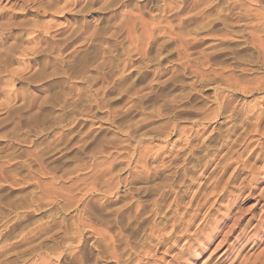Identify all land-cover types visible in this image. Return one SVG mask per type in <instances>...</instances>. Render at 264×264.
Instances as JSON below:
<instances>
[{
	"label": "rangeland",
	"instance_id": "374dc122",
	"mask_svg": "<svg viewBox=\"0 0 264 264\" xmlns=\"http://www.w3.org/2000/svg\"><path fill=\"white\" fill-rule=\"evenodd\" d=\"M263 221L264 0H0V264H263Z\"/></svg>",
	"mask_w": 264,
	"mask_h": 264
},
{
	"label": "clouds",
	"instance_id": "9594fccd",
	"mask_svg": "<svg viewBox=\"0 0 264 264\" xmlns=\"http://www.w3.org/2000/svg\"><path fill=\"white\" fill-rule=\"evenodd\" d=\"M97 3H100V0H96ZM118 7V3L117 2H112V3H103L101 4V10H107L110 8H116ZM87 10V9H86ZM93 32H96V29L93 30ZM26 40H31V35H28L25 37ZM64 63V59L61 56L57 57V63H56V67H61L62 64ZM70 63V62H69ZM58 75L61 76H68V79H63L59 81V87H69V80L72 79L71 76H69V74L67 72H60L58 73ZM179 97H169L168 100L171 103H176L178 101ZM171 187V185H170ZM94 191L98 192L99 195L95 198L92 207L96 212H103L104 209L108 206L104 201L105 198L108 196H112V195H116V191H108L106 186L104 184H100V187L98 189H94Z\"/></svg>",
	"mask_w": 264,
	"mask_h": 264
},
{
	"label": "bare ground",
	"instance_id": "6f19581e",
	"mask_svg": "<svg viewBox=\"0 0 264 264\" xmlns=\"http://www.w3.org/2000/svg\"><path fill=\"white\" fill-rule=\"evenodd\" d=\"M264 222V221H263ZM264 236V235H263ZM262 255H263V253H262ZM262 258V257H261ZM224 260V259H223ZM260 261V260H259ZM264 264V263H263Z\"/></svg>",
	"mask_w": 264,
	"mask_h": 264
}]
</instances>
